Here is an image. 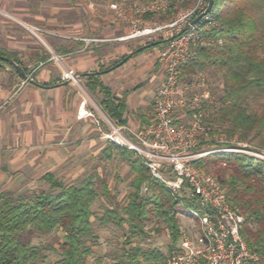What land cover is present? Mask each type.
<instances>
[{
    "label": "trees",
    "instance_id": "obj_1",
    "mask_svg": "<svg viewBox=\"0 0 264 264\" xmlns=\"http://www.w3.org/2000/svg\"><path fill=\"white\" fill-rule=\"evenodd\" d=\"M109 1V0H104ZM148 2L151 0H132ZM194 0H169L164 17L172 10L188 7ZM264 0H214L209 13L220 27L208 31L205 36L221 39L222 45L191 46L192 57L183 64V79H190L197 71L213 69L223 80V95L218 99L220 109L207 121L218 124L228 137L237 136L238 142H255L264 149ZM154 13L148 14L152 16ZM147 16V15H146ZM160 41V42H159ZM167 42L154 40L141 45L131 55L120 61L159 47ZM117 61L112 66L118 65ZM18 54L0 50V65L17 71ZM112 68V67H111ZM27 74V71L24 70ZM101 72L85 74L91 91L99 88L100 104L105 112L120 123H125V100L116 98L110 88L100 80ZM259 103V109L252 107ZM114 154L124 155L133 174L132 191L127 203L115 202L100 217L101 224L115 223L127 229L125 241L117 264H167V256L174 249L181 234L178 209L181 202L193 206L188 197H175L159 181L151 178L148 168L133 157V152L111 144L103 151L105 159ZM203 167L217 165L215 175L227 189L232 203L245 215L242 234L249 249L258 254V262L264 264V162L244 153H216L199 162ZM50 192H33L32 195L0 193V264H36L45 258L50 247L32 243L36 233L50 234L57 229L64 233L58 250L59 258L50 264H88L93 254V243L99 237L93 230L92 205L99 197L95 177H87L79 184H65L52 173L43 176ZM149 184L151 195H143L142 187ZM106 195L110 190L105 181ZM154 219L161 221L170 235L168 254L159 249H148L136 239L149 236L146 224ZM158 231V229H156Z\"/></svg>",
    "mask_w": 264,
    "mask_h": 264
},
{
    "label": "crops",
    "instance_id": "obj_2",
    "mask_svg": "<svg viewBox=\"0 0 264 264\" xmlns=\"http://www.w3.org/2000/svg\"><path fill=\"white\" fill-rule=\"evenodd\" d=\"M110 12L97 11L91 0H0V50L18 54L31 79L0 65V193L33 191L47 173L71 184L68 177L85 174L83 151L104 144L103 154L111 145L103 138L106 119L119 120L104 111L99 88L91 91L85 74L103 71L101 82L125 100L121 124L150 122L164 79L159 49L113 67L145 43L123 39L129 30ZM35 28L42 29L38 36ZM66 69L78 75L77 83L63 78ZM177 119L186 116L179 112Z\"/></svg>",
    "mask_w": 264,
    "mask_h": 264
},
{
    "label": "built area",
    "instance_id": "obj_3",
    "mask_svg": "<svg viewBox=\"0 0 264 264\" xmlns=\"http://www.w3.org/2000/svg\"><path fill=\"white\" fill-rule=\"evenodd\" d=\"M208 4L209 0H196L192 6L172 11L169 22L158 24L146 15L166 11L170 8L168 0L145 3L111 0L108 3L114 20L124 21L131 27L123 39L156 33H163L164 40L170 39L158 50L164 79L153 100L150 122L135 128L106 119L109 131L103 135L111 144L133 152L148 168L151 178L164 185L173 196L184 192L192 201L193 206L186 207L181 202L178 209L191 223L181 228L179 241L168 254L167 264H247L259 260L242 234L245 215L232 203L217 177L197 163L211 154L237 151L264 161V149L251 148L247 152L248 143L237 147L241 145L229 139L218 125L213 127L207 123L219 103L206 73L197 71L190 79H183V64L192 57L193 44L223 43L221 39L205 36L220 27L215 17L209 13L204 15ZM184 29L186 31L182 32ZM41 30L35 28L32 32L38 36ZM94 40L97 39H90ZM55 58L61 62L59 56ZM63 73L64 79L78 82L79 77L73 70L66 69ZM179 112L186 116L185 120L177 119ZM148 190L149 185L145 183L142 192Z\"/></svg>",
    "mask_w": 264,
    "mask_h": 264
},
{
    "label": "rangeland",
    "instance_id": "obj_4",
    "mask_svg": "<svg viewBox=\"0 0 264 264\" xmlns=\"http://www.w3.org/2000/svg\"><path fill=\"white\" fill-rule=\"evenodd\" d=\"M91 1L94 3V5H96L97 11L105 12L106 8L108 10H110L108 8V3L111 0H109V1L91 0ZM195 1L196 0H194L189 6H192V4ZM179 9H184V8L181 7ZM110 11H111L110 13L113 16L114 12L112 10H110ZM172 11H174V10H172ZM165 12L166 11H159L157 13H154L152 16L147 15L146 18L151 19L153 22H156L158 24H163V23L165 24L172 19V15L168 18L164 17L163 13H165ZM121 24H124L130 33V30H131L130 25L125 23V22L121 23ZM162 35H163V33H156L152 36H143V37L135 38V39L142 41L143 43L146 44V43H149V42L154 41V40H160L162 38L164 39V37H162ZM40 40H41L40 38L37 40L38 43H41V42H39ZM160 48H162V47H160ZM160 48H158V49H160ZM205 73H206V75H207V77L211 83V91H212L214 97L217 99V101H219L218 99H220V97H222V95H223V80L221 78V75L220 74L216 75L212 68L205 71ZM94 100H96V99L94 98ZM251 105L254 109H259V103L258 102H252ZM219 109H220V104H219L218 110L215 113H217L219 111ZM98 110H99V113L101 115H105L100 109H98ZM210 117H212V116H210ZM207 123L213 127L218 125L216 123L214 125H212L208 121H207ZM231 138H233L237 141L236 135L232 136ZM231 138H229V139H231ZM239 144L241 146H237V147H244V145L247 144V142H238L237 141V145H239ZM103 147H104V144H98V145H96V147L93 150H90L89 152L83 151L81 160H82V162H87L85 174L82 177H80L79 179H75V177H68L66 179L67 183L79 184L84 177L94 176L95 177V187H96L97 191L99 192V197L96 199V201L92 205V210L94 212V215L92 217L93 230H94L95 234L99 237V239L93 243L94 252L88 258V264H117L119 262L121 250L123 248V244L125 241V235L126 236L128 235L127 229L119 228V226H117L114 222L109 223L107 225L101 224L100 217L103 215L105 209L107 207L113 206L115 204V202H118V203L123 204V205L126 204L128 195L133 190L132 186H131L133 174L130 170L127 158L121 154H114L113 157H111L110 159H105L103 157V154H102ZM251 148H257L255 142H248V146L245 148V151L249 152L252 150ZM90 153H91V155H89ZM226 153H244L245 155L256 157V156H253L252 154L246 153V152H238L237 151V152H226ZM257 159H259V158H257ZM201 160H198V162H197L199 164V166L201 165L199 163ZM260 161H263V160H260ZM203 168L207 172L213 174L216 177L215 171L218 169L217 165L209 164V165L204 166ZM102 181L106 182V184L110 190L109 196L105 194V191H104V188L102 185ZM41 191L50 192L49 185L46 182H45V184L44 183L43 184H37L36 186H34L33 191L32 190H28V191L23 190L21 192V194L22 195H32L33 192H41ZM226 191H227V189H226ZM142 194L143 195H146V194L151 195L152 192L149 188V190L147 192H142ZM183 196L186 197L184 192L181 193V196H178V197L182 198ZM178 218H179L180 223H181V228H184L185 224L189 225L191 223L189 221V219H187L186 215H180L178 213ZM146 229L149 231V236H147L146 238H144L142 240L136 239L135 241L137 243L141 244V246H143L145 248L159 249L164 254H168L171 239H170V235H169V232H168L166 226L161 221L154 219L153 221L148 222L146 224ZM156 229H158V231H156ZM63 236H64V233L61 229H57L50 234H39V233L35 234V236L32 239V243L34 245L50 247V249L45 251V253H44L45 258L38 261L36 264H50L51 262H53L59 258V255L56 252H54V250L59 249L60 244L63 241Z\"/></svg>",
    "mask_w": 264,
    "mask_h": 264
},
{
    "label": "water",
    "instance_id": "obj_5",
    "mask_svg": "<svg viewBox=\"0 0 264 264\" xmlns=\"http://www.w3.org/2000/svg\"><path fill=\"white\" fill-rule=\"evenodd\" d=\"M213 5H214V0H209V4H208V7H207V9H206L204 15H205V14H208V13L211 12V10H212V8H213ZM200 17H201V16H200ZM200 17H199V18H200ZM199 18H198V19H199ZM198 19L194 20L193 23H195ZM184 31H186V29H184L182 32H184ZM169 40H170V39L165 40V41L167 42V41H169ZM159 42H160V41H159ZM12 64L16 67L18 73H19L24 79H26V80H29V79H30L29 76L24 72V70H23L19 65H17V64L14 63V62H12ZM121 64H123V61H121L120 63H118L117 66H119V65H121ZM30 80H31V79H30Z\"/></svg>",
    "mask_w": 264,
    "mask_h": 264
}]
</instances>
